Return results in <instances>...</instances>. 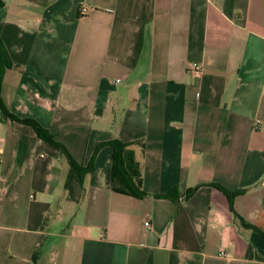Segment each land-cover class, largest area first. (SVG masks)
Returning <instances> with one entry per match:
<instances>
[{"label": "crops", "instance_id": "0c3cea01", "mask_svg": "<svg viewBox=\"0 0 264 264\" xmlns=\"http://www.w3.org/2000/svg\"><path fill=\"white\" fill-rule=\"evenodd\" d=\"M0 39L8 112L94 157L0 118V264H264V0H0Z\"/></svg>", "mask_w": 264, "mask_h": 264}, {"label": "trees", "instance_id": "16d2710c", "mask_svg": "<svg viewBox=\"0 0 264 264\" xmlns=\"http://www.w3.org/2000/svg\"><path fill=\"white\" fill-rule=\"evenodd\" d=\"M12 67H13L12 63L0 39V94H1L4 74L7 70H10ZM0 118L3 121L9 120L11 122H15L31 127L35 132V134L40 139L57 147L60 150V153L66 158L67 163L70 169L74 172L78 183L80 184V186L82 185L84 175L90 173L92 170L93 160H94L93 156L89 164L85 168L78 166L74 162L72 157L69 155L67 150L60 143L54 141V139L50 136L49 132L43 129L37 122L30 119H19L16 116L10 114L2 102L1 95H0ZM140 144L142 143L133 142V143L125 144L118 140H114L107 144H99L96 147V152L105 145L109 146L112 149V157H111L112 188L122 195L137 199H140L146 195L142 189L138 163L135 160L134 151L131 149L132 146L140 145ZM219 190L227 196L230 211L233 214V216L239 221V223L247 229H252L254 231H257L252 225L246 223L242 218H240L232 209L233 199L235 198L236 195H239L241 192H237L235 194H226L225 190L222 189ZM193 192L194 190L190 193V195H192Z\"/></svg>", "mask_w": 264, "mask_h": 264}, {"label": "built area", "instance_id": "2783aa9c", "mask_svg": "<svg viewBox=\"0 0 264 264\" xmlns=\"http://www.w3.org/2000/svg\"><path fill=\"white\" fill-rule=\"evenodd\" d=\"M81 12H82L83 14L86 13V9H85V8L81 9ZM195 71L198 72L199 74H200V72H201V70H199V68H197L196 66H195ZM119 82H120V81L117 80L115 83H119ZM145 226H146V227H149V224H148V223H145ZM221 255H223V254H221Z\"/></svg>", "mask_w": 264, "mask_h": 264}]
</instances>
